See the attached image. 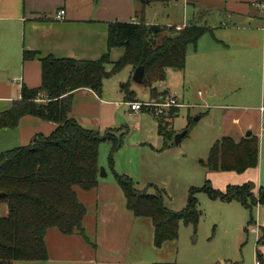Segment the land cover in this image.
Masks as SVG:
<instances>
[{
  "label": "trees",
  "instance_id": "16d2710c",
  "mask_svg": "<svg viewBox=\"0 0 264 264\" xmlns=\"http://www.w3.org/2000/svg\"><path fill=\"white\" fill-rule=\"evenodd\" d=\"M143 4L165 0H137ZM207 26L189 25L181 30L175 26L148 25L144 20L136 22H112L108 28L107 52L97 60L74 58L58 59L53 56L40 58L42 84L39 88L22 87L21 99L0 113V129L16 128L25 116H34L52 122L55 130L49 136L37 135L30 145L6 151L0 155V202L9 212L0 217V264L18 261H47L46 234L57 228L64 235L79 233L85 236L83 219L86 207L79 201L76 188L91 191L99 184L101 168L99 147L102 142L113 144L110 168L116 182L123 190L127 207L135 216L149 218L154 226V244L178 237L179 223L197 225L200 212L193 194L204 191L212 199L223 202H239L250 211L249 224L254 223L253 209L264 205V187L258 189V197L251 182L228 185L225 191L206 184L193 189L188 207L174 212L165 207L162 193L150 195L138 191L129 175L119 174L114 168L113 154L120 149L113 129L101 135L84 128L71 117L76 91L91 89L97 94L103 91L104 81L117 75L125 67H145L143 84L151 89L156 99L154 84L167 78V70H184L187 50L196 45L207 33ZM124 50L122 57L111 61V51ZM39 57L36 51L24 50V61ZM112 68L108 70V65ZM127 101L135 99V92L128 83L123 85ZM167 92L163 94L166 96ZM177 108H173L171 114ZM158 132L165 138L162 122L157 118ZM187 134L189 128L186 129ZM170 145L166 144L165 147ZM259 164L258 138L251 136L235 142L222 137L211 148L209 168L212 171L244 173ZM262 239L258 240V245ZM256 258L264 264L263 255L257 249Z\"/></svg>",
  "mask_w": 264,
  "mask_h": 264
},
{
  "label": "crops",
  "instance_id": "0c3cea01",
  "mask_svg": "<svg viewBox=\"0 0 264 264\" xmlns=\"http://www.w3.org/2000/svg\"><path fill=\"white\" fill-rule=\"evenodd\" d=\"M170 1L144 5L137 0H0V113L8 110L14 101L21 99L23 86L30 89L41 86L40 58L53 56L58 59L74 58L89 61L101 58L107 52L109 24L116 21L138 23L144 20L148 25L175 26L181 29L192 24L207 26L213 30L207 34L212 35L214 41L208 44L210 41L205 39L203 44L207 45V48L198 46L200 40L196 45L190 46H194L193 51L196 54L199 52V56L205 58L214 69L230 67L235 72L246 63L259 58L264 68V16L261 17L250 8L264 7V0H175L178 1L179 7H183L181 17L172 19L169 16L168 21L163 22L157 18V12L151 15V7L168 5ZM209 7H215L217 12L223 9L226 17L234 20L209 24L205 18L206 12L210 11ZM60 9L67 12L64 21L53 19L54 13ZM235 20L240 23L237 24ZM24 50L36 51L39 57L24 61ZM123 54V49H113L111 61H118ZM111 79L112 77L104 81L101 94L88 88L75 92L71 117L84 128L100 133L115 129L121 108L128 107L131 112L129 103L143 102L136 96L134 100L127 101L123 90L124 84L119 81L110 83ZM114 85L117 88V95L110 90ZM162 89L168 93L166 98L151 99L148 102H157L173 96L183 105L179 108L191 107L190 104L180 102L170 89ZM216 92L210 90L211 95ZM200 93L202 95L201 91ZM172 110H169V113ZM155 119L157 123V118ZM156 126L158 129V124ZM55 128L56 125L52 122L25 116L16 128L0 129V155L14 148L30 145L37 135L49 136ZM223 137H230L235 142L245 137L249 138ZM256 168H250L242 174L225 173L230 176L231 181L235 179L232 182L234 184L230 185H242L248 183L246 182L248 179H254L253 170ZM117 171L130 173L118 166ZM256 175L257 180L262 179L260 169ZM255 187L257 190L260 188L257 185ZM84 192H86L84 195L77 192V196L87 209L83 219L85 236L79 233L64 235L60 231H55L57 228H51L45 238L47 261H18L19 263L176 264L173 258L170 260L164 257L167 251L164 247L166 243L161 247L155 246L151 219L148 218V221L147 218L137 217L128 209L125 194L114 175L111 178L109 174L106 177L100 176L98 186ZM255 208L257 209L255 231L258 234L257 239H262L256 250L262 253L264 260V205L258 204ZM8 212L6 205L4 216ZM150 233H153L151 240ZM144 236H147V241L142 242Z\"/></svg>",
  "mask_w": 264,
  "mask_h": 264
},
{
  "label": "rangeland",
  "instance_id": "374dc122",
  "mask_svg": "<svg viewBox=\"0 0 264 264\" xmlns=\"http://www.w3.org/2000/svg\"><path fill=\"white\" fill-rule=\"evenodd\" d=\"M177 3L171 0L168 5L151 7V15L157 12V18L163 22H167L169 16L177 19L183 14V7ZM209 8L205 17L209 24L234 20L227 18L223 9L217 12L215 7ZM250 8L264 16V7ZM205 39L210 41L208 44L214 41L212 35L206 34L200 39L199 47L207 48L203 44ZM193 47H189L183 71L168 70L165 82L153 86L156 99L167 97L168 93L163 96L166 91L162 88L170 89L180 102L191 107L178 108L173 114L168 111L160 117L148 108L139 113L130 112L128 107L121 108L113 129L118 141H122L120 149L113 154L115 170L118 166L129 171L117 172L129 175L140 192L157 195L159 190L165 207L174 212H182L188 207L193 189L209 184L215 190L225 191L228 185L234 184L235 179L231 181L225 172L209 168L211 148L223 136L238 138L251 132L258 138L259 164L253 170L254 179L246 182L264 187V115L260 112L264 106V68L261 58L246 63L235 72L230 67L214 69L199 56V52L193 51ZM134 71L133 67H125L109 82L128 83L138 100L148 102L152 99L151 89L133 82ZM110 90L117 95L115 85ZM210 90L217 92L211 95ZM155 118L162 122L168 138L159 135ZM188 128L189 133L176 144V135ZM166 144L170 146L166 148ZM112 147L109 141L102 142L99 147L100 168H104L110 178L114 175L110 168ZM258 169L263 174L260 180L256 175ZM76 191L86 194L80 188ZM252 192L258 197L256 187ZM193 198L200 212L199 221L197 225L179 223L178 237L166 242L164 257L173 258L176 264H255L258 234L254 223L249 224L250 211L239 202L212 199L204 191L194 193ZM5 207L0 203V217L4 216ZM253 219L254 222L257 220L256 208L253 209ZM145 241L147 236L143 237L142 242Z\"/></svg>",
  "mask_w": 264,
  "mask_h": 264
},
{
  "label": "built area",
  "instance_id": "2783aa9c",
  "mask_svg": "<svg viewBox=\"0 0 264 264\" xmlns=\"http://www.w3.org/2000/svg\"><path fill=\"white\" fill-rule=\"evenodd\" d=\"M67 12L64 9H60L57 12L54 13L53 19L56 21H64L66 20ZM178 30H181V28H177ZM201 94V93H200ZM130 110L132 113H139L145 108L152 109L154 111V114L156 117H160L163 114L167 113L169 110L173 108H179L183 105H181L175 97H170L168 99H164L157 102H131L129 103ZM260 112L262 115H264V106L260 108ZM255 264H261L260 261L257 259Z\"/></svg>",
  "mask_w": 264,
  "mask_h": 264
},
{
  "label": "water",
  "instance_id": "95a60500",
  "mask_svg": "<svg viewBox=\"0 0 264 264\" xmlns=\"http://www.w3.org/2000/svg\"><path fill=\"white\" fill-rule=\"evenodd\" d=\"M144 73H145V67L144 66L137 67L135 69V72H134L133 77H132L133 82H135L137 84H143ZM186 135H187V131H184L183 133L176 135L175 143L179 144ZM251 135H252V133L249 132L246 136L250 137ZM100 170H101L100 176L106 177L107 173H106L105 169L101 168ZM4 195H5L4 193H0V197H2Z\"/></svg>",
  "mask_w": 264,
  "mask_h": 264
}]
</instances>
